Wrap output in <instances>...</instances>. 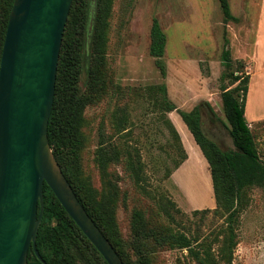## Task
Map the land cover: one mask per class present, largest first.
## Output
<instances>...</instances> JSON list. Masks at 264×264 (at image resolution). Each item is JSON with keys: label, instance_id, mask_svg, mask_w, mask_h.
<instances>
[{"label": "rangeland", "instance_id": "374dc122", "mask_svg": "<svg viewBox=\"0 0 264 264\" xmlns=\"http://www.w3.org/2000/svg\"><path fill=\"white\" fill-rule=\"evenodd\" d=\"M229 1L239 22L224 23L219 0L112 2L102 68L106 90L92 97L85 109L82 168L97 202L111 211L118 241L132 260L139 258L132 230L136 211L149 225L162 224L192 238L214 241L216 253L221 246L226 214L218 207L209 164L179 110L191 111L199 106L206 135L222 150L234 148L221 96L222 86L231 88V79L222 76L240 70L238 63L244 62L243 54L252 53L254 26L259 13L264 22V4L262 0ZM89 7L93 25L96 14V6L91 11L93 0ZM155 19L167 37L163 57L166 77L150 54ZM261 34L264 54V25ZM91 37L86 40L89 49ZM226 49L233 60L231 70H226L222 62ZM90 55L91 49L85 47L79 84L83 92L88 91V70L93 62ZM163 84L168 99L176 107L174 111L166 110L159 88ZM256 100L253 95L252 110ZM123 119L128 120L124 131L120 127ZM260 127L253 134L264 161V123ZM103 141L120 152L118 160L111 162L105 171L96 162ZM127 147L138 149L142 156L144 187L134 182L125 167L122 151ZM244 196L233 264H264V188L250 187ZM162 198L173 201L181 210L182 214L175 212V221L160 210ZM142 249L150 264H198L186 249L161 248L151 243L143 244Z\"/></svg>", "mask_w": 264, "mask_h": 264}, {"label": "trees", "instance_id": "16d2710c", "mask_svg": "<svg viewBox=\"0 0 264 264\" xmlns=\"http://www.w3.org/2000/svg\"><path fill=\"white\" fill-rule=\"evenodd\" d=\"M113 0H96L94 24L91 25L90 0H73L60 52L54 105L49 121V141L55 157L66 178L72 185L78 199L88 214L111 242L125 264H150L142 245L151 243L156 247H169L188 250L189 256L198 264H233L234 253L238 246L237 227L245 191L250 187L264 188V161L261 159L253 131L245 116L246 99L249 89V75L245 62L240 70L223 74L229 76L231 88L222 86V102L225 117L229 123V133L234 148L222 150L205 133L202 113L199 106L191 111L179 110V114L193 135L209 164L214 194L220 210L226 214V226L223 229L221 246L216 253L214 241L207 238L190 237L175 232L162 224L149 225L143 215L136 211L132 221L135 245L139 258L132 260L123 252L117 238V227L113 228L111 211L97 202L94 191L84 178L82 151L85 138L82 132L85 109L95 95L105 93L104 50L107 42L106 27ZM14 0H0V63L5 42L9 16ZM224 23L239 22L232 13L229 0H219ZM87 33V35H86ZM91 37V55L93 62L88 70V91L80 88L83 58L86 40ZM150 54L163 77H166V64L163 60L167 37L159 22L155 19L151 33ZM222 62L226 70L233 68L229 49L224 50ZM245 69V70H244ZM238 71V74L236 73ZM164 102L168 112L176 107L167 97V87L161 85ZM128 120L120 122L121 129L127 130ZM179 138V133L171 124ZM124 164L137 185L146 183L144 164L138 149L127 147L123 151ZM120 152L114 145L103 141L97 150L96 162L106 170L111 162L118 160ZM45 213L41 223L37 249L47 264H108L89 238L61 205L47 183L44 184ZM160 210L171 221L176 213L182 214L173 201L162 198ZM113 228V229H112ZM28 264H43L37 257L33 246L30 247Z\"/></svg>", "mask_w": 264, "mask_h": 264}, {"label": "water", "instance_id": "95a60500", "mask_svg": "<svg viewBox=\"0 0 264 264\" xmlns=\"http://www.w3.org/2000/svg\"><path fill=\"white\" fill-rule=\"evenodd\" d=\"M73 0H14L0 63V264H28L45 213L44 184L108 264H125L86 211L49 141ZM96 0H93V8Z\"/></svg>", "mask_w": 264, "mask_h": 264}, {"label": "crops", "instance_id": "0c3cea01", "mask_svg": "<svg viewBox=\"0 0 264 264\" xmlns=\"http://www.w3.org/2000/svg\"><path fill=\"white\" fill-rule=\"evenodd\" d=\"M264 4V0H262ZM262 5L260 12L262 10ZM264 9V6H263ZM263 16L259 13V17L254 26L255 38L252 53L245 52L242 57H244V62L246 64V72L249 75V89L246 99L245 116L248 121L250 129H259V127L264 123V54L261 53V46L263 43L261 28L264 25L262 22ZM256 95V107L252 110V96ZM261 129V127H260ZM254 133V131H253Z\"/></svg>", "mask_w": 264, "mask_h": 264}]
</instances>
